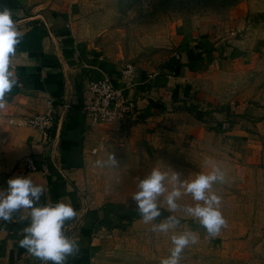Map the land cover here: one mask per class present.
<instances>
[{
	"label": "rangeland",
	"instance_id": "1",
	"mask_svg": "<svg viewBox=\"0 0 264 264\" xmlns=\"http://www.w3.org/2000/svg\"><path fill=\"white\" fill-rule=\"evenodd\" d=\"M69 1L77 40L118 71L131 65L136 71L156 73L174 61L180 64L181 43L200 59L206 52L222 56L233 50L250 59L249 71L236 74L232 81L234 91L244 99L242 105H233L242 109L237 122L219 123L206 114L207 125L216 123L220 129L188 133L186 120H163L147 128L125 129L90 156L87 197L92 207L99 205L108 214L109 226L108 241L93 263L161 264L174 248L172 236L191 232L196 242L182 250L179 264H264V173L247 166L246 157L225 135L238 123L243 127L261 123L264 128V0ZM188 101L197 104L194 96ZM214 111L217 107L209 113ZM224 124L229 126L227 131ZM196 126L206 125L195 122ZM109 154L118 167L111 165ZM98 160L103 167L97 166ZM214 167L224 175L212 191L221 198L219 210L227 222L217 236H209L182 210L170 212L164 202L167 193L157 201L161 216L143 221L132 197L153 168L167 174L165 185L171 191L173 172L190 181ZM177 203L182 209L196 202L184 194ZM169 216H175L179 225L167 233L154 232L153 225Z\"/></svg>",
	"mask_w": 264,
	"mask_h": 264
},
{
	"label": "crops",
	"instance_id": "2",
	"mask_svg": "<svg viewBox=\"0 0 264 264\" xmlns=\"http://www.w3.org/2000/svg\"><path fill=\"white\" fill-rule=\"evenodd\" d=\"M4 8L12 12L21 39L26 37L24 45L29 49L17 46L16 55L11 58L10 70L19 83L6 94V106L0 109V188L7 187L8 179L29 177L44 189L41 205L70 203L77 216L66 225L71 229L69 238L78 242L79 251L69 256L66 264H94V255L108 241L105 233L109 226L108 214L104 215L99 205L92 207L87 197V162L91 150L114 140L125 129L147 128L177 117L187 121L188 133L207 131L203 126L195 127V118L184 109L183 101H191L193 96L197 105L207 106L199 109L217 122L238 121L242 110L239 106L244 99L234 91L232 81L237 79L236 74L249 71L250 59L235 50L222 56L206 52L200 59L192 49H184L186 43H181L180 64H167L156 73L137 70L133 87L125 91L135 100L139 113L146 115L144 119L121 130L108 125L90 128L84 115L91 99L85 90L86 81L107 74L117 87H123V83L116 77V67L104 63L101 56L84 49L77 40L70 21V1L0 0V10ZM46 98L52 99L55 112L48 141L39 129L8 125L10 119L44 113ZM236 103L241 105L234 108ZM216 107L218 112L209 113ZM225 135L246 157L247 166L264 173L261 123L255 127L238 123ZM29 157L45 163L48 175L22 172L18 164ZM29 224L27 210H21L11 222L0 221V264H30L37 260L18 244Z\"/></svg>",
	"mask_w": 264,
	"mask_h": 264
},
{
	"label": "clouds",
	"instance_id": "3",
	"mask_svg": "<svg viewBox=\"0 0 264 264\" xmlns=\"http://www.w3.org/2000/svg\"><path fill=\"white\" fill-rule=\"evenodd\" d=\"M20 42L21 33L12 19V12L7 8L0 10V109L6 106V94L19 83L10 66L11 58L16 55ZM109 161L113 167L119 166L113 154H109ZM96 164L98 167L104 166V162L99 160ZM167 180L166 173L153 168L150 174L138 183V191L132 199L145 223L161 216L157 201L167 193L164 202L168 210H182L198 221L209 236H217L221 229L226 227L227 222L219 210L221 198L212 191L214 183L224 180V175L218 167H214L209 174H198L190 181L180 180L179 174L173 172L171 191H168L165 185ZM6 183V188H0V221H13L21 210H27L30 216V224L23 229V238L18 241L19 247L38 259L41 264H66L67 258L79 251L78 242L69 238L63 231L66 222L77 216L73 206L64 202L41 205L44 189L35 185L29 177L11 178ZM184 194L191 195L192 200L196 202L194 206H184L181 209L177 200ZM19 219L23 220L24 217ZM179 223L175 216H169L154 224L153 231L167 233ZM171 239L174 248L170 257L164 259L161 264H179L182 250L190 243L196 242L191 232L173 235Z\"/></svg>",
	"mask_w": 264,
	"mask_h": 264
},
{
	"label": "built area",
	"instance_id": "4",
	"mask_svg": "<svg viewBox=\"0 0 264 264\" xmlns=\"http://www.w3.org/2000/svg\"><path fill=\"white\" fill-rule=\"evenodd\" d=\"M136 73L135 67L131 65H126L116 73V77L123 83V87H117L113 83V79L107 74H101L99 78L86 81L85 90L91 96V99L90 103L84 108V115L90 128L108 125L121 130L140 122L141 118L135 100L125 93L127 89L133 87ZM44 103L46 106L44 113L30 118L10 119L7 122L8 125L39 129L48 141L54 126L55 112L52 99L46 98ZM96 152V149L91 150L92 154ZM18 165L24 173L48 175L47 165L38 163L32 157L23 159ZM70 230V227L65 225L63 231L68 237ZM30 264H41V262L37 259ZM48 264H51V262H48Z\"/></svg>",
	"mask_w": 264,
	"mask_h": 264
},
{
	"label": "trees",
	"instance_id": "5",
	"mask_svg": "<svg viewBox=\"0 0 264 264\" xmlns=\"http://www.w3.org/2000/svg\"><path fill=\"white\" fill-rule=\"evenodd\" d=\"M30 36L32 37V34L30 33ZM26 43V37H24V38H22L21 39V42L19 43V45H18V47H19V49H21V50H25V49H29L28 47H26L24 44ZM175 62V61H174ZM173 62V64L175 65L176 63H174ZM183 103H184V109H185V111L186 112H188L189 114H191L194 118H195V120H196V122L198 123V124H203V125H206L205 127H207L209 130L211 129V130H219L220 128H219V126H221V125H218V124H213V125H207L208 123L205 121V119H204V116H205V113L204 112H202L200 109H199V107H198V105L197 104H191L189 101H186V100H184L183 101ZM138 108V107H137ZM138 110V109H137ZM152 110L151 109H149V113L151 112ZM138 112H139V110H138ZM149 113H147V114H149ZM140 118H142V119H144L145 117H146V115H142V113H141V111H140ZM224 129L227 131L228 129H229V126L227 125V124H224ZM109 214H111V215H113V213L112 212H110Z\"/></svg>",
	"mask_w": 264,
	"mask_h": 264
}]
</instances>
